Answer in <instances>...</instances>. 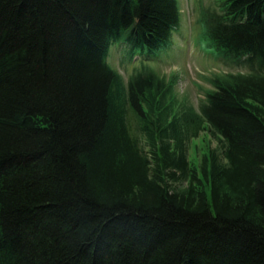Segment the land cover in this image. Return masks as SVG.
I'll list each match as a JSON object with an SVG mask.
<instances>
[{"label": "trees", "instance_id": "trees-1", "mask_svg": "<svg viewBox=\"0 0 264 264\" xmlns=\"http://www.w3.org/2000/svg\"><path fill=\"white\" fill-rule=\"evenodd\" d=\"M219 6L208 46L249 72L195 111L108 62L167 49L178 0H0V264H264V0Z\"/></svg>", "mask_w": 264, "mask_h": 264}, {"label": "rangeland", "instance_id": "rangeland-1", "mask_svg": "<svg viewBox=\"0 0 264 264\" xmlns=\"http://www.w3.org/2000/svg\"><path fill=\"white\" fill-rule=\"evenodd\" d=\"M220 0H178L180 26L173 33L171 45L154 58L137 56L131 60L123 46L110 49L108 62L127 82L137 71L148 69L164 78L170 89V97L178 108L191 107L199 111L208 91L213 90L211 78L229 73H248L246 66L238 65L220 56L208 46L201 22L207 12H220ZM135 126V120H131ZM209 146L218 142L203 131L189 143L188 157L192 164L199 165ZM188 182L181 185L185 189Z\"/></svg>", "mask_w": 264, "mask_h": 264}]
</instances>
